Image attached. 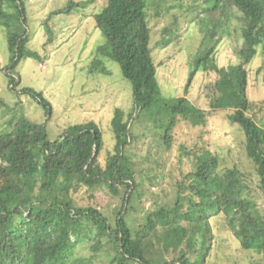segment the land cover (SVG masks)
<instances>
[{"label":"trees","instance_id":"1","mask_svg":"<svg viewBox=\"0 0 264 264\" xmlns=\"http://www.w3.org/2000/svg\"><path fill=\"white\" fill-rule=\"evenodd\" d=\"M7 1L22 7L21 0ZM160 1L163 0H107L102 11L94 15L96 27L106 39L97 53L119 64L134 96L133 109L127 113L118 109L114 114L116 144L105 165L100 160L104 139L95 122L70 126L54 141L48 139L47 122H32L24 113L0 130V264H92L91 260L76 258L84 242L93 243L94 253H112L109 264H207L214 241L211 222L220 215L242 249L261 254L264 260V216L256 212V203L244 195L248 189L246 173L237 167L222 169L219 158L206 146H194L188 151L193 169L178 182L175 205L152 211L136 231L129 226V205L139 188L136 170L124 150L134 140L130 132L132 120L147 117L159 123L168 148L179 125L199 127L208 123L206 112L187 97L166 99L158 89L148 9H160ZM199 2L196 20L203 18L204 10L212 14L205 21L206 34L190 64L192 73L185 89L200 70L218 76L210 108L230 111L227 121L244 135L246 156L264 195V125L248 115L247 97V66L258 48L264 57V0H215L207 9L202 7V0ZM5 3L0 0V8ZM90 3L71 0L53 15L69 14ZM3 15L8 16L6 12ZM22 22L25 24L24 17ZM234 35L241 41L235 50L239 64L219 67L215 49L220 39ZM216 37L214 46L204 48L208 38ZM28 41L26 31L9 38L13 62L4 70L7 75L29 53ZM95 64L101 65L100 60ZM22 93L51 116V104L42 93L30 88H23ZM102 186L120 198L113 216L93 207H81L75 199L83 188ZM169 257L171 260H167Z\"/></svg>","mask_w":264,"mask_h":264},{"label":"rangeland","instance_id":"2","mask_svg":"<svg viewBox=\"0 0 264 264\" xmlns=\"http://www.w3.org/2000/svg\"><path fill=\"white\" fill-rule=\"evenodd\" d=\"M70 1L21 0L22 7L16 8L6 0L0 8L8 15L0 12V130L7 128L8 121L24 113L32 122H47L48 139L54 141L70 126L95 122L104 139L100 160L105 165L116 144L112 131L114 114L118 109L127 113L134 108L133 88L118 63L97 53L106 39L96 27L94 15L102 11L107 0H73L91 3L85 8L76 7L69 14L53 15ZM202 2L204 9L215 4V0ZM197 3L199 0H163L160 9H148L150 47L161 96L166 99L187 97L194 106L206 112L208 123L199 127L179 125L174 131L172 146L168 148L162 138L164 128L159 123L147 117L132 120L130 132L134 140H130L124 150L133 163L139 183L127 218L134 231L145 223L146 216L152 211L171 209L175 205L178 182L193 169L188 151L194 146H206L219 158L222 169L237 167L246 173L248 189L244 195L256 203V212L264 216V195L254 167L246 156L244 135L229 125L230 111L210 108L213 84L218 76L200 70L194 75L189 89H185L192 73L190 64L206 34L205 21L212 14L204 10L203 18L196 20L199 16L195 8ZM24 31L29 39V53L9 74L19 79L17 87L9 88L10 76L4 72L13 62L9 38L22 35ZM237 34L240 36L239 32ZM216 41L217 37L208 38L204 48L214 46ZM240 45L241 41L235 35L220 39L214 53L216 64L227 68L239 64L235 50ZM96 60H100L101 65H96ZM104 69L108 73L97 72ZM247 69L248 115L264 125V57L261 48ZM23 88L42 93L51 104V116L38 102L22 93ZM75 199L79 206L96 208L108 216H113L114 208L121 204L120 198L109 194L106 186L93 190L83 188ZM211 224L214 241L207 264H264L261 254L242 249L223 215L213 218ZM92 244L82 243L76 258L91 260L92 264H109L112 253H94Z\"/></svg>","mask_w":264,"mask_h":264},{"label":"clouds","instance_id":"3","mask_svg":"<svg viewBox=\"0 0 264 264\" xmlns=\"http://www.w3.org/2000/svg\"><path fill=\"white\" fill-rule=\"evenodd\" d=\"M45 68V66L43 67ZM9 76V75H8ZM11 80H14V83L11 82ZM9 88L10 87H17L18 86V83H19V79H16V77H12L10 76V81H9ZM11 84V85H10Z\"/></svg>","mask_w":264,"mask_h":264}]
</instances>
